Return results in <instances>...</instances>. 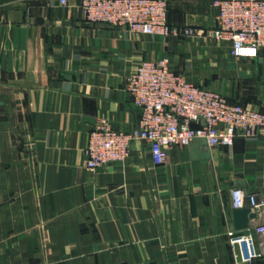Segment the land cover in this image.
Instances as JSON below:
<instances>
[{"label":"crops","instance_id":"1","mask_svg":"<svg viewBox=\"0 0 264 264\" xmlns=\"http://www.w3.org/2000/svg\"><path fill=\"white\" fill-rule=\"evenodd\" d=\"M67 1L0 0V264H238L231 190L264 198V135L200 145L198 157L199 141L172 147L162 165L136 141L126 161L91 170L84 149L101 121L137 127L125 80L142 61L168 57L193 83L264 112V56L91 24L82 0ZM216 1L168 0V22L213 28ZM261 223L264 211L248 226Z\"/></svg>","mask_w":264,"mask_h":264},{"label":"built area","instance_id":"2","mask_svg":"<svg viewBox=\"0 0 264 264\" xmlns=\"http://www.w3.org/2000/svg\"><path fill=\"white\" fill-rule=\"evenodd\" d=\"M67 5V0H60ZM213 28H178L168 22V0H82L81 10L91 24H106L150 35L210 38L231 45L237 58H254L264 50V0H217ZM125 89L140 111L131 131L101 121L90 131L84 149L88 169L124 162L136 141L148 146L156 165L166 162L172 147H189L206 140L210 147L232 146L237 137L264 135V112L234 103L210 88L197 85L171 68L170 59L142 61L127 76ZM232 206L248 203L257 214L264 198L241 188L231 190ZM234 261L252 263L264 257V223L228 232Z\"/></svg>","mask_w":264,"mask_h":264},{"label":"water","instance_id":"3","mask_svg":"<svg viewBox=\"0 0 264 264\" xmlns=\"http://www.w3.org/2000/svg\"><path fill=\"white\" fill-rule=\"evenodd\" d=\"M264 54L260 53L259 57L263 58ZM203 145L207 146L206 140H200L195 144L193 148V156L198 157V146ZM210 154L208 151H205L202 154V158H209ZM257 217V213L251 210L250 205L247 203L244 208L235 209L234 210V220L235 226L237 229H244L249 225L250 220L255 219Z\"/></svg>","mask_w":264,"mask_h":264},{"label":"rangeland","instance_id":"4","mask_svg":"<svg viewBox=\"0 0 264 264\" xmlns=\"http://www.w3.org/2000/svg\"><path fill=\"white\" fill-rule=\"evenodd\" d=\"M200 38H202V37H200ZM205 39L210 40V42H216V41H214V40H212L210 38H205ZM216 43H219V42H216Z\"/></svg>","mask_w":264,"mask_h":264}]
</instances>
